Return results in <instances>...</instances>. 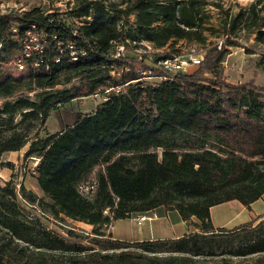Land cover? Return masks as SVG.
<instances>
[{
	"label": "trees",
	"instance_id": "trees-1",
	"mask_svg": "<svg viewBox=\"0 0 264 264\" xmlns=\"http://www.w3.org/2000/svg\"><path fill=\"white\" fill-rule=\"evenodd\" d=\"M205 3L83 0L71 11L72 18L84 19L75 23L38 8L0 13V98L41 90L34 99L18 96L0 106V157L20 149L51 110L102 93L92 112L77 113L57 132L35 135L24 153L38 158L33 176L49 210L92 225L99 236L111 221L159 207L176 210L183 220L196 218L199 229L100 248L70 243L28 219L7 182L0 185V264H264V218L225 230L215 229L209 217L212 205L232 199L249 205L264 194V100L255 92L264 88L226 82L219 69L228 46L236 45L230 36L243 13L224 25L220 47L207 49L192 70L164 69L160 62L169 52L154 53L149 64L144 56L110 54L123 31L124 39L155 49L182 40L204 43L206 32L212 34ZM245 11L244 28L264 42V0H251ZM11 58L22 68H5ZM141 69L160 81L144 83ZM207 71L213 77L204 76ZM75 77L77 86L55 88ZM224 89L236 93L221 102ZM15 113L20 120L13 123ZM98 164L104 168L95 192L85 196L78 184Z\"/></svg>",
	"mask_w": 264,
	"mask_h": 264
},
{
	"label": "rangeland",
	"instance_id": "rangeland-1",
	"mask_svg": "<svg viewBox=\"0 0 264 264\" xmlns=\"http://www.w3.org/2000/svg\"><path fill=\"white\" fill-rule=\"evenodd\" d=\"M82 1L83 0H0V13L10 11L21 12L38 8L44 12L60 13V17L67 23H75L84 20L72 18L70 15L74 7L81 4ZM205 2L206 9L210 14L207 25L212 34L209 31L206 32V40L204 43L197 44L182 40L177 41V43L172 46L155 49L148 42H133L129 38L124 39L127 33L123 31L120 41L111 47L110 54L113 57L130 56L136 57V59H140L141 56H144L147 64L151 63V59H154V53L158 56L168 52L173 54H187L188 52H193L199 56H203L207 49L215 45H217L218 48L220 47L224 38L221 36L224 25L230 23L233 17L240 12L243 13L245 19L243 18L242 21L240 20L233 28L230 39H233L236 45L228 46L223 60L219 63L220 74L222 79L229 83H231L234 77L233 75H235L238 77V82L235 84L251 83L255 87L264 88V42L257 40V33L255 30H247L244 28L243 22L246 20L245 9L248 7L251 0H205ZM261 15H264V11H262ZM129 20H133L132 15H130ZM122 23L123 22L120 23V26ZM259 23L262 31H264V19H261ZM127 27L128 26L125 28L127 29ZM33 40L34 39H32V41ZM29 43H31V41ZM121 43H125V45H121ZM4 67L10 70L19 69L12 58L5 63ZM193 68V66L189 67L186 71L192 70ZM115 70L116 75H119L120 68L114 66V71ZM140 74L144 75L142 79L146 84L154 85L160 81V78L151 75L146 69H141ZM203 75L206 77H213V74L208 71L204 72ZM78 83L79 79L75 77L69 83L57 85L55 88L63 89L75 87ZM250 88L249 86L247 87V89ZM36 91L41 90L39 89ZM36 91L21 90L12 96L0 98V106L5 100H14L18 96H28L34 99V93ZM255 92L260 99L264 100V90H255ZM235 93L236 92L233 90H222L220 93V101L225 102L229 97L233 98ZM103 100L104 94L96 93L95 95L74 98L60 105L49 112L48 117L42 124L36 125V129L29 133L27 142L20 149L5 151L0 157V185H4L8 182L10 186L15 189L16 201L28 219L36 220L47 230L63 238L67 242L78 243L83 246L94 248H100L101 246L107 245L109 241L114 240L129 242L136 240L115 238L111 234L113 221L105 226L103 230L104 235L99 236L92 232V225L90 224L70 219L63 214H53L47 206L48 199L43 196L33 176L34 167L38 162V158L34 156L25 157L24 153L35 135L42 136L61 130L74 121L77 113L92 112ZM19 120L20 115L15 113L12 116V122L16 123ZM157 151L160 157L161 150L158 149ZM103 168L104 164L96 165L85 179L81 181V184L87 185L91 182H96L97 174ZM95 188L96 186L90 190L87 196H92L95 192ZM22 189H24V192L31 194L30 198L28 195L23 194ZM134 215L135 214H132L131 216ZM115 227L116 231L124 237L130 236L133 230L132 224L130 225L127 219L117 220L115 222ZM197 231H199V229ZM232 259L234 262L238 260L237 258Z\"/></svg>",
	"mask_w": 264,
	"mask_h": 264
},
{
	"label": "crops",
	"instance_id": "crops-1",
	"mask_svg": "<svg viewBox=\"0 0 264 264\" xmlns=\"http://www.w3.org/2000/svg\"><path fill=\"white\" fill-rule=\"evenodd\" d=\"M233 76L231 83L235 84L238 82V77ZM209 217L215 229L232 230L244 224H256L264 218V194L249 205H244L236 199L212 205L209 208ZM124 219H127L130 225L132 224V233L128 237L119 234L115 227V222L119 220L117 219L111 226V234L115 238L126 240L177 238L198 230L195 226L197 220L194 217L183 220L176 210H166L163 207Z\"/></svg>",
	"mask_w": 264,
	"mask_h": 264
},
{
	"label": "built area",
	"instance_id": "built-area-1",
	"mask_svg": "<svg viewBox=\"0 0 264 264\" xmlns=\"http://www.w3.org/2000/svg\"><path fill=\"white\" fill-rule=\"evenodd\" d=\"M28 46L25 45V52L27 54ZM71 55H75L74 51H71ZM202 56H199L196 53L188 52L187 54H172L169 57H166L165 60H162L160 63L162 67L168 71H186L188 66H193L199 64ZM19 68H22V65L19 64ZM96 186V182H91L90 184L83 185L81 182L78 184V190L81 194L87 196Z\"/></svg>",
	"mask_w": 264,
	"mask_h": 264
},
{
	"label": "bare ground",
	"instance_id": "bare-ground-1",
	"mask_svg": "<svg viewBox=\"0 0 264 264\" xmlns=\"http://www.w3.org/2000/svg\"><path fill=\"white\" fill-rule=\"evenodd\" d=\"M73 59H74V60L76 59L74 55H73ZM163 60H165V59H163Z\"/></svg>",
	"mask_w": 264,
	"mask_h": 264
}]
</instances>
